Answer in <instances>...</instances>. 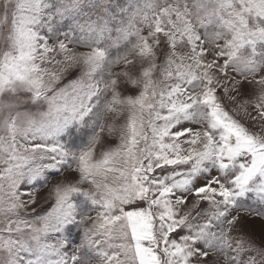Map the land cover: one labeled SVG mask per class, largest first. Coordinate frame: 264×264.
<instances>
[{
	"label": "snow or ice",
	"instance_id": "6c2138e0",
	"mask_svg": "<svg viewBox=\"0 0 264 264\" xmlns=\"http://www.w3.org/2000/svg\"><path fill=\"white\" fill-rule=\"evenodd\" d=\"M0 264H264V0H0Z\"/></svg>",
	"mask_w": 264,
	"mask_h": 264
},
{
	"label": "rangeland",
	"instance_id": "374dc122",
	"mask_svg": "<svg viewBox=\"0 0 264 264\" xmlns=\"http://www.w3.org/2000/svg\"><path fill=\"white\" fill-rule=\"evenodd\" d=\"M73 237L77 240L78 242V237H76L75 230H73Z\"/></svg>",
	"mask_w": 264,
	"mask_h": 264
}]
</instances>
